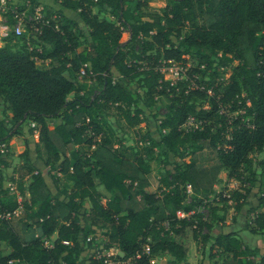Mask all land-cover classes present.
Wrapping results in <instances>:
<instances>
[{"label": "trees", "instance_id": "1", "mask_svg": "<svg viewBox=\"0 0 264 264\" xmlns=\"http://www.w3.org/2000/svg\"><path fill=\"white\" fill-rule=\"evenodd\" d=\"M53 1L60 10L76 11L86 25L88 37L80 51L71 20L61 11L50 25H38L28 38L30 46L24 34L13 33L0 46V101L11 114L8 125L0 120V144L7 149L5 157L0 153V166H8L9 143L23 124H35L31 133L38 130L36 159L28 149L24 153L30 182L10 190L0 177V214L12 216L23 204L25 225L39 230L24 240L10 219L0 218V264H78L96 227L107 228L105 249L122 252L112 257L115 263L150 264L168 253L175 263L187 264L190 239L202 243L207 264H264V253L257 260L256 247L223 230L232 201L237 212L246 208L252 214L246 225L251 233L264 231V156L253 162L250 155L264 152V0H164L160 13L143 11L150 0ZM94 5L109 7L116 21L100 18ZM35 57L50 59L51 65L39 68ZM189 57L197 58L195 67L187 66ZM162 61L187 67L186 79L163 80ZM81 68L100 87L92 98L76 80ZM226 68L231 72L222 77ZM192 78L199 88L190 87ZM159 102L166 112L154 140L139 126ZM110 105L134 128L139 150L133 159L121 156L108 138L97 142L86 134L89 126L100 132L97 111ZM220 105L245 112L228 123ZM91 109L96 114L87 117ZM189 116L197 127L185 132L181 127ZM50 119L59 121L51 124ZM92 144L90 153L83 150ZM69 145L77 147L68 151ZM154 148L167 158L155 190L148 177ZM221 170L236 186L209 201ZM53 171L71 183L65 199L52 196L46 185L44 176ZM96 179L107 195L97 189ZM186 184L193 195L189 203ZM201 206L208 207L209 218L195 212ZM178 211L188 215L179 218ZM53 234L51 245L44 246L41 239ZM218 255L220 262H209ZM107 261L101 256L91 263Z\"/></svg>", "mask_w": 264, "mask_h": 264}, {"label": "rangeland", "instance_id": "2", "mask_svg": "<svg viewBox=\"0 0 264 264\" xmlns=\"http://www.w3.org/2000/svg\"><path fill=\"white\" fill-rule=\"evenodd\" d=\"M26 1L27 0H5L4 6L0 2V23L9 24L13 22L14 21L13 10L25 9L23 3ZM36 3L40 6L50 7L54 12L57 11L59 14L61 11V14L63 13L64 16H66L68 19L71 20L70 23L71 29L73 33L78 37V40L81 43L80 46L77 48V50L80 51L86 44V40L88 36H87V27L80 19L78 13L76 11L69 9L60 10L59 3L54 2L53 0H36ZM133 7H134L133 3L130 4V8L132 10ZM163 7H164V0H150L147 4V7L143 8V11L147 13H153V12L160 13ZM92 10L93 12H96L100 18H105L109 21H116V18L112 15L110 8L107 6L94 5ZM55 15L57 16L56 13ZM126 38H127V33L124 32L122 35V39H126ZM52 63H54V61ZM186 63L187 66L192 68L197 65L198 60L195 57H189ZM36 65L39 68H44L49 66L45 64H36ZM230 72L231 69L226 68L224 69L221 75L222 77H226L229 75ZM112 73L114 76L117 75L114 69L112 70ZM207 73L208 71L206 72V74ZM206 74L202 77L204 80L207 79ZM173 75L174 72L166 73L165 76L169 77ZM76 80L79 83L85 85L84 93L87 96L90 94V98H92V96H94V93H97V91L100 89L99 85L95 81H92L85 76L82 77L80 73L78 74ZM135 86L136 84H134L132 87ZM138 91L141 92V89H138ZM242 96H245L244 92L242 93ZM68 97H71V95H69ZM165 112H166V107L161 102H159L155 107L149 108L147 114L144 116V122L139 126L141 133H145L149 131L151 134H153L152 136L153 139L158 140L159 135L156 127L160 123V119L163 117ZM95 114L96 113L91 109L90 115H87V117L94 116ZM97 114H98L97 121H98V125L100 126V132L97 134L95 140L98 142L101 140V138L106 137L111 141L112 146L117 149L118 153L121 156H124L129 159H133L139 150V147L136 146L135 144L136 137L134 133V128L129 127L126 124V122L119 114L115 106L110 105L105 108L101 107L100 111H97ZM153 114H156L157 118L153 117L152 116ZM10 117L11 114L8 111L3 110V103L2 101H0V120H4L7 122L10 120ZM58 121H59L58 119H50L48 122L51 124H55ZM8 123L9 122H7L6 124L8 125ZM30 127H31L30 122H26L22 126L21 133L13 136L11 139V144H10L11 152L10 155L9 154L7 155V158L8 159L10 158V161H8L9 165L7 167L0 166V177L2 178V182H3L2 184L4 187H8L9 185L17 186V184H19L20 182L22 183V185L26 186L30 182V173L28 172L27 157L26 155H24V153L28 149L29 152L28 156H32L31 158L35 160L36 141H37L36 140L37 138L34 137L33 132L31 133L29 131ZM87 132L88 129H86V134ZM140 145L148 146L149 142L142 143ZM76 147L77 146L69 145L68 151ZM93 149L94 147H91L90 149L83 148V150L86 151L87 153H90V151ZM160 151H162L160 148H154V155H153L154 159L150 161L151 169L148 177L151 184V189L153 190H155L159 185H161L160 179L163 177L165 173L164 163L167 158H165ZM250 155L252 157L253 162H256L258 159L264 156V152L263 153L253 152ZM52 175L55 176L56 178L53 179ZM45 180L46 183L48 184L47 186L52 196L54 195L58 199H65V196L67 195L66 193L70 190L71 183L63 179L61 173L58 172L56 173L53 171L49 174H46ZM96 182H97V189H99V191H101L104 195H107L108 193L103 189L102 185L98 184L97 179ZM235 186H236L235 182H227L226 171L221 170L217 176L216 182L214 183L213 192L207 196V199L210 201L213 197H215L217 193L225 191L224 190L225 187L227 189L226 193H228ZM262 192L264 193V185L262 186ZM25 194L26 197H29L28 193ZM256 197H258L257 193H256ZM192 198L193 195L191 193H188V196L185 199V203H189L192 200ZM228 204L231 205L228 208L226 214V221H225V226H223V230L233 231L236 237L240 239L243 245L256 247L259 251L256 256V259L258 260L260 255L264 253V231L258 233H251L246 225L251 221L252 214L248 213L246 208H243L242 210L237 212L234 209V202L232 201H229ZM36 206L37 204L35 205V207ZM83 207L84 209H88L89 207L88 202L86 203L83 202ZM23 209L24 207H19L16 210L17 213H15L16 214L15 218H18V216L21 215L18 211H23ZM195 212L200 213L204 219L209 218L211 215L208 207H203V206L196 209ZM219 213H221V211H219ZM187 215L188 214H185V216ZM94 229H95V236L91 241L86 242V244H83V251L79 256L78 264H92L91 263L92 259H98L101 256L102 257L105 256L108 258V261L105 264H121V262L119 261L115 263V259L112 258L116 253H118V249H116L115 247L105 249V245L107 243V236H106L107 228L96 227ZM215 229L219 231L221 227H216ZM205 232L206 230H203V233ZM49 241L51 242V238L49 239ZM187 244L189 245L187 264H200V263L207 264L206 263L207 256L203 258L202 255V247H203L202 243L196 244V242L188 239ZM2 247H4L3 244ZM4 252L6 253L7 250H4ZM221 259H222V255H218L214 259L209 260V262L210 263L214 261L220 262ZM154 263L177 264L175 263L174 258L168 253H162L154 257ZM10 264H14V262Z\"/></svg>", "mask_w": 264, "mask_h": 264}, {"label": "built area", "instance_id": "3", "mask_svg": "<svg viewBox=\"0 0 264 264\" xmlns=\"http://www.w3.org/2000/svg\"><path fill=\"white\" fill-rule=\"evenodd\" d=\"M5 0H0L1 4L4 6ZM25 9L23 10H13V17H14V23L13 24H1L0 23V46L3 45L4 38L9 36V34L13 33L15 36H22L25 35L26 38V44L30 46V42L28 41V38L32 35V32L38 31V25H44L48 26L51 24L52 19L56 17L55 12L50 7H44L40 6L37 3H32L31 1L27 0L23 3ZM57 27V25H55ZM36 64H45L49 65L50 59H39L37 57L34 58ZM158 70L162 73L163 80L169 81L170 84H176L177 81L185 80L187 77V67H183L180 64L176 62H170L169 64H165L164 61H162L161 65L158 67ZM174 72L173 76L166 77V73H172ZM80 75L83 77L86 73L83 68L79 71ZM196 78V77H195ZM195 78H192L189 85L190 87L199 88L197 84H195ZM246 104L249 106V102L246 101ZM245 112L244 109H238L236 111H229V107L227 106H221L220 105V114H224L226 116V119L228 123H231V118L233 116H236L237 114H243ZM88 121V119H87ZM249 124V123H247ZM34 123H30L31 127H34ZM193 127H197L195 118L193 116H189L187 120L182 125V129L185 132L190 131ZM87 134L89 136H93V141H96L95 138L97 134L91 129L89 126ZM33 135L35 138L38 137V130L35 129L33 131ZM91 147H94V144H92ZM0 153L3 154V156H6L7 149L5 143L0 144ZM10 190H16V186L9 185L8 186ZM185 189L187 190V193H191V187L189 184L185 185ZM18 200L19 196H18ZM186 213L182 211L177 212V217L182 218L185 216ZM0 218L10 219V214H0ZM95 234H90L86 238V242L91 241L94 238ZM50 238L43 237L42 243L44 246L51 245V242L49 241ZM145 252H148L146 249ZM9 263H12V261H9ZM154 263V258L150 259V264ZM130 264V263H128Z\"/></svg>", "mask_w": 264, "mask_h": 264}, {"label": "crops", "instance_id": "4", "mask_svg": "<svg viewBox=\"0 0 264 264\" xmlns=\"http://www.w3.org/2000/svg\"><path fill=\"white\" fill-rule=\"evenodd\" d=\"M49 63H51V62H49ZM116 72V71H115ZM11 144V141H10V143H9V145ZM11 145H10V147H9V151H8V154L10 155V152H11ZM32 156H30V158H31ZM34 160V159H33ZM7 161H10V158L8 159L7 158ZM9 165V164H8ZM44 179H45V176H44ZM45 182H46V180H45ZM46 185H48L47 183H46ZM25 193H28V192H25ZM28 195H29V193H28ZM30 197V196H29ZM29 197H26V194H25V199L28 201V203H29ZM19 199H21L20 197H19ZM86 203V202H85ZM89 205V204H88ZM20 207H23V204H21L20 205ZM33 209H35L36 207H35V205H33V207H32ZM89 208V207H88ZM21 215L20 216H18V218H15V216H16V214L15 213H17V211H15L13 214H12V216H11V218H10V222H11V225L13 226V228H14V230L19 234V236L22 238V239H24V240H27V239H30V238H33L35 235H38L39 234V230L36 228V227H34V225H32V226H29V227H27L26 225H25V219H26V214H25V208L23 209V211H18ZM55 236H56V234H53L50 238H51V240H53L54 238H55ZM4 245V244H3ZM7 252H8V250H7ZM6 252V253H7ZM5 253V252H4Z\"/></svg>", "mask_w": 264, "mask_h": 264}, {"label": "water", "instance_id": "5", "mask_svg": "<svg viewBox=\"0 0 264 264\" xmlns=\"http://www.w3.org/2000/svg\"><path fill=\"white\" fill-rule=\"evenodd\" d=\"M118 254H119V255H122V252L118 251Z\"/></svg>", "mask_w": 264, "mask_h": 264}]
</instances>
